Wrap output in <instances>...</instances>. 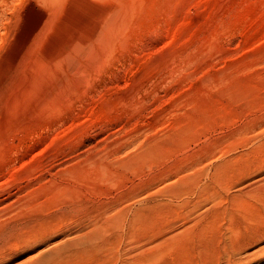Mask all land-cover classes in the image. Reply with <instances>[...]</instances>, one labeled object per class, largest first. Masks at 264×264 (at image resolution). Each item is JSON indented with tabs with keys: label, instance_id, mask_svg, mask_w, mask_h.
I'll use <instances>...</instances> for the list:
<instances>
[{
	"label": "rangeland",
	"instance_id": "obj_1",
	"mask_svg": "<svg viewBox=\"0 0 264 264\" xmlns=\"http://www.w3.org/2000/svg\"><path fill=\"white\" fill-rule=\"evenodd\" d=\"M2 198L0 264H264V0H0Z\"/></svg>",
	"mask_w": 264,
	"mask_h": 264
},
{
	"label": "bare ground",
	"instance_id": "obj_2",
	"mask_svg": "<svg viewBox=\"0 0 264 264\" xmlns=\"http://www.w3.org/2000/svg\"><path fill=\"white\" fill-rule=\"evenodd\" d=\"M119 2H121V1H119ZM124 3L125 2H127V1H123ZM128 3V2H127ZM132 3V2H131ZM131 3L130 4H128V5H131ZM123 4H121L120 3V9H121V6H122ZM124 5H127L126 3L124 4ZM127 5V6H128ZM134 5V4H133ZM133 5H131L132 7H133ZM127 6H123V8H122V10L124 9V11H123V14L125 13L126 14V9L125 8H127ZM125 7V8H124ZM129 8H130V6H129ZM118 10H119V8H118ZM127 10H130V9H127ZM131 10H132V8H131ZM130 10V11H131ZM115 11V10H114ZM114 11L111 13V15H110V18H111V22L112 23H114V18H116V15H117V17L119 16L118 15V13L119 12H117L116 11V14L114 13ZM121 11V10H120ZM129 11V12H130ZM128 12V13H129ZM120 13H122V11L120 12ZM123 14H120V15H123ZM114 15H115V17H114ZM125 16V15H124ZM119 18H120V16H119ZM121 18H123V16L121 17ZM117 19V18H116ZM117 20H119V19H117ZM122 21H123V19H121ZM122 21H120V22H122ZM109 23V21H108V25H105V29H109V30H113V29H115V26L114 25H112V23ZM120 26H121V28H122V23H120L119 24ZM114 26V27H113ZM102 28V27H101ZM113 28V29H112ZM120 28V27H119ZM103 30V29H102ZM104 31V30H103ZM116 31V30H115ZM119 32H121V30L119 31ZM98 37V36H97ZM83 40V39H82ZM81 40V41H82ZM84 41V40H83ZM82 41V42H83ZM87 41V40H86ZM86 41H84L85 43H86ZM77 42V44H80V43H78L79 41L77 40L76 41ZM94 42V41H93ZM111 42V41H110ZM107 43V45L109 44V42H106ZM87 44H88V42H87ZM92 44V43H91ZM90 45V44H89ZM72 46H74V45H72ZM79 46H84L83 45V43H81V45H79ZM103 46V45H102ZM104 46H106V45H104ZM110 46V45H109ZM78 47V46H77ZM77 47L75 46V48L77 49ZM73 48V47H72ZM75 48H73L74 50H75ZM81 48V47H80ZM84 48H85V46H84ZM84 48L82 49V50H84ZM106 48V47H105ZM88 49V48H87ZM92 49V51L94 52L95 50H93V47L91 48ZM73 50V51H74ZM89 51H90V49H88ZM87 50V51H88ZM72 51V52H73ZM74 52H77V50L76 51H74ZM82 52V51H81ZM70 53V52H69ZM69 53H67L66 55H65V58L67 57V55L69 54ZM80 53V52H79ZM85 53H87V52H85ZM92 53V52H91ZM76 54V53H75ZM78 54V53H77ZM81 54V53H80ZM73 55H74V53H73ZM69 56L71 57L72 55H70L69 54ZM69 57V58H70ZM68 58V57H67ZM66 58V59H67ZM68 58V59H69ZM72 58V57H71ZM68 59H67V62H68ZM73 60V59H72ZM76 60V59H75ZM65 62V61H64ZM74 63H75V61H73ZM77 62V61H76ZM66 63V62H65ZM71 63V62H70ZM74 63H73V66H74ZM67 64V63H66ZM68 65H69V63H68ZM71 65V64H70ZM79 65V64H78ZM78 65L76 66V68H78ZM81 68V67H80ZM79 69V68H78ZM6 201V199H0V203H3V202H5ZM119 201V200H118ZM75 204H78V203H75ZM70 207V206H69ZM73 208V207H72ZM68 210V209H67ZM60 211V210H59ZM60 213V212H59ZM86 213V212H85ZM63 214V213H62ZM77 214V213H76ZM67 215H70V214H67ZM84 215V214H83ZM89 215V214H88ZM88 215H86V216H88ZM104 215V214H103ZM102 215V216H103ZM84 218H85V216H84ZM87 218V217H86ZM92 218V217H91ZM115 218V216H113V217H106L103 221H95L96 220V218H95V222L93 221V223L92 222H90V223H92L91 225H90V227L88 228V232H84L83 230H85V229H83L82 230V232H84L85 234H83L79 239H78V241H76V245H78V246H80V245H84V244H89V245H95L96 243H100V242H103L104 240H105V232H106V230H108V229H110V227H111V225L114 223V224H117V221L114 219ZM90 219V218H89ZM89 219H87V220H89ZM100 219V218H99ZM102 219V218H101ZM86 220V219H85ZM82 222V221H81ZM83 222H84V220H83ZM84 223H86V222H84ZM88 223V222H87ZM83 224V223H82ZM89 224V223H88ZM81 225V224H80ZM83 227H85L84 225H83ZM81 228V227H80ZM231 229V228H230ZM78 230H80V229H78ZM10 231V230H9ZM232 231H233V229H232ZM7 232V231H6ZM2 233V237H4L7 233ZM234 232V231H233ZM233 232H231V233H233ZM78 233V232H77ZM81 232H79V234H80ZM231 233H229V234H231ZM13 234V233H12ZM78 234V235H79ZM232 235V234H231ZM237 235V234H236ZM230 236V235H229ZM228 236V237H229ZM7 237V236H6ZM5 237V238H6ZM77 237H79V236H77ZM227 237V238H228ZM8 238H10V237H8ZM7 238V239H8ZM12 238V237H11ZM230 238V237H229ZM233 238H234V235H233ZM75 238H73V240H74ZM9 240V239H8ZM229 241H230V239H228ZM2 241V240H1ZM235 241V240H234ZM8 242V241H7ZM3 243V242H2ZM68 243V242H67ZM150 243H151V241H150ZM149 243V244H150ZM29 244V243H28ZM69 244V243H68ZM231 244V243H230ZM59 245H61V244H59ZM145 245V244H144ZM145 246H147V245H145ZM151 246V245H150ZM231 246H232V244H231ZM230 246V247H231ZM264 246V245H263ZM6 247H7V245H6ZM67 247V246H66ZM65 247V248H66ZM135 247V246H134ZM37 248V247H36ZM39 248V247H38ZM263 248V247H262ZM60 249V248H59ZM32 250V249H31ZM45 250H47V249H45ZM44 250V252L45 253H43L42 251V253L43 254H41L40 255V253H38V255H34V256H30V257H28V258H25V259H27L25 262H26V264H45V262H46V260H47V256L49 257H51V256H55V253L56 252H58V249L57 248H52V250H49V251H45ZM65 250V249H64ZM63 250V251H64ZM240 250V249H239ZM28 251V250H27ZM62 251V250H61ZM61 251H60V253H61ZM148 251L150 252L151 251V247H149L148 249H144V250H142V249H140V253L139 252H137V253H139L138 254V256L140 257L141 255H146V254H148ZM243 251V250H242ZM32 252V251H31ZM1 253V252H0ZM23 253H25V252H23ZM27 253V252H26ZM25 253V254H26ZM59 253V252H58ZM153 253V252H152ZM237 254H238V250H237ZM262 254V253H261ZM27 255V254H26ZM31 255H33V254H31ZM59 255V254H58ZM241 255V254H240ZM245 255V254H244ZM28 256V255H27ZM234 256V255H233ZM237 256V255H236ZM242 256H243V254H242ZM132 257V256H131ZM137 259V258H136ZM263 259V258H262ZM52 260V259H51ZM230 260V259H229ZM232 260V259H231ZM135 263L136 262V260H135V258L133 257V258H129V261H128V263H131V264H133V263ZM230 263V262H229ZM236 263V262H235ZM7 264V263H6ZM10 264V263H9ZM121 264H123V263H121Z\"/></svg>",
	"mask_w": 264,
	"mask_h": 264
}]
</instances>
